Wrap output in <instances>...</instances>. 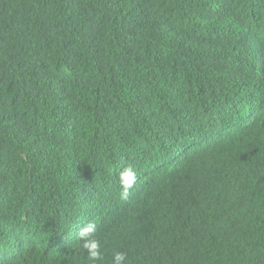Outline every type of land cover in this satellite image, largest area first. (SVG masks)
<instances>
[{
    "label": "trees",
    "instance_id": "16d2710c",
    "mask_svg": "<svg viewBox=\"0 0 264 264\" xmlns=\"http://www.w3.org/2000/svg\"><path fill=\"white\" fill-rule=\"evenodd\" d=\"M89 222L97 264H264V0H0V264Z\"/></svg>",
    "mask_w": 264,
    "mask_h": 264
},
{
    "label": "clouds",
    "instance_id": "9594fccd",
    "mask_svg": "<svg viewBox=\"0 0 264 264\" xmlns=\"http://www.w3.org/2000/svg\"><path fill=\"white\" fill-rule=\"evenodd\" d=\"M137 180L136 171L132 167H125L119 172L118 181L120 186V198L127 200L131 194V189ZM97 225L89 222L79 227L76 237L81 247L86 251L89 264H97L102 259L101 245L96 237ZM126 254L124 252H114L112 264H124Z\"/></svg>",
    "mask_w": 264,
    "mask_h": 264
}]
</instances>
